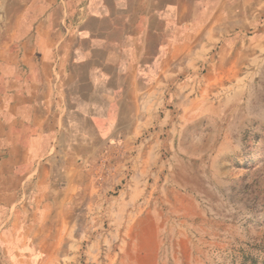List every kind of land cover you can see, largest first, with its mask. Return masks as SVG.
I'll return each instance as SVG.
<instances>
[{
    "label": "crops",
    "instance_id": "1",
    "mask_svg": "<svg viewBox=\"0 0 264 264\" xmlns=\"http://www.w3.org/2000/svg\"><path fill=\"white\" fill-rule=\"evenodd\" d=\"M249 63L264 0H0V264L60 261L89 163Z\"/></svg>",
    "mask_w": 264,
    "mask_h": 264
},
{
    "label": "rangeland",
    "instance_id": "2",
    "mask_svg": "<svg viewBox=\"0 0 264 264\" xmlns=\"http://www.w3.org/2000/svg\"><path fill=\"white\" fill-rule=\"evenodd\" d=\"M245 69L89 163L67 254L38 264H264V68Z\"/></svg>",
    "mask_w": 264,
    "mask_h": 264
}]
</instances>
